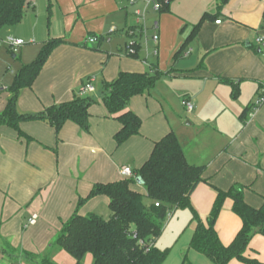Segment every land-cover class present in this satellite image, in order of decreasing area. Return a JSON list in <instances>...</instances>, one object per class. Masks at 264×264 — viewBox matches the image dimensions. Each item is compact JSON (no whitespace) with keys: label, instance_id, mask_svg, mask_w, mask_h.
<instances>
[{"label":"crops","instance_id":"0c3cea01","mask_svg":"<svg viewBox=\"0 0 264 264\" xmlns=\"http://www.w3.org/2000/svg\"><path fill=\"white\" fill-rule=\"evenodd\" d=\"M133 1L130 5L128 0H30L19 24L25 32L18 40L33 47L29 52L21 50L23 64L34 61L48 40L60 39L63 44L50 54L31 88L20 92L17 111L37 114L69 102L80 96L89 79H93L94 92L87 96L95 103L89 109L87 130L66 123L56 134L47 124L25 122L20 130L30 139L26 142L9 128L0 129L2 264L3 256H8L3 252L6 247L12 249V256L18 252L29 264L51 258L63 226L75 212L96 215L99 206L108 208L104 197L89 199L80 208L78 200L85 199L96 184L122 180L119 171L123 167L139 170L154 144L169 132L175 134L189 165L206 166L207 183L199 184L190 197L203 222L216 198L215 189L241 185L247 188L243 197L248 205L258 208L264 202V105L240 119L264 82V46L257 43L258 38L264 39V0H229L225 5L218 0H192L185 12L175 4L170 8L169 3L168 12L154 17L158 36L155 66L143 59L140 48L137 54L128 49L134 42L128 29L141 26L135 17L139 10L131 15V6L152 18L158 13L152 10L154 0ZM205 13L212 18L189 41L193 46L189 58L184 54L189 66L175 64L167 70L180 43L181 24H188L189 37ZM92 37L96 41L87 43ZM120 73L159 74V78L151 90L129 101L128 109L141 120L140 134L117 148L113 138L120 124L107 114L101 98L105 84ZM225 81L238 88L237 98H232ZM7 88L0 93V112L9 97ZM172 94L181 96V105L187 101L193 108L187 128H181L180 118L172 113ZM245 94L248 98L242 99ZM231 208L228 199L215 224L224 246L233 241L242 225ZM32 216L37 219L30 226ZM190 225L189 240L194 231ZM245 256L264 263V237L254 236ZM59 257L64 264H74L63 254ZM229 264L240 263L233 260Z\"/></svg>","mask_w":264,"mask_h":264},{"label":"trees","instance_id":"16d2710c","mask_svg":"<svg viewBox=\"0 0 264 264\" xmlns=\"http://www.w3.org/2000/svg\"><path fill=\"white\" fill-rule=\"evenodd\" d=\"M154 1L157 2L159 13L168 12L171 0ZM218 1L225 5L229 0ZM30 5V0H0V30L19 25ZM210 18L212 15L203 14L176 55L196 37L202 23ZM262 21L264 28V12ZM128 34L134 41L131 48L137 54L140 48L137 41L143 34V28L131 27ZM62 44L60 39L48 40L36 59L15 74L6 89L9 97L0 112V129L9 128L19 140L26 142L30 139L20 130V125L25 122L47 124L56 134L66 123L87 130L89 109L95 103L88 96L74 97L69 102L47 107L37 114H22L16 108L20 92L31 88L50 54ZM158 78L159 74L120 73L115 81L105 84L101 102L107 114L120 124L113 138L117 148L140 134L141 120L128 109L129 101L151 90ZM225 84L231 87L232 98H237L238 88L228 81ZM250 111H253L252 107L245 109L240 119L243 120ZM205 171L206 166H193L186 162L179 141L173 132H169L154 144L149 159L133 172L132 178L96 184L85 199L78 200L77 208H80L89 199L106 198L109 211L107 219L95 214L81 216L75 212L63 226L56 244L74 264H82L89 256L92 264H163L169 251H161L155 247V243L162 234L166 217L172 210H189L191 224L194 225L189 250L202 255L211 264H229L233 260L240 264H264L245 256L253 237H264V202L258 208L248 205L243 197L247 188L241 185H233L225 191L215 189L216 198L203 222L192 208L190 197L199 184L207 183ZM137 187H142L144 191L140 192ZM228 199L232 201V213L242 225L233 241L224 246L218 238L215 224ZM145 200L149 201L148 205ZM40 264L54 263L45 258ZM182 264L190 263L184 258Z\"/></svg>","mask_w":264,"mask_h":264},{"label":"rangeland","instance_id":"374dc122","mask_svg":"<svg viewBox=\"0 0 264 264\" xmlns=\"http://www.w3.org/2000/svg\"><path fill=\"white\" fill-rule=\"evenodd\" d=\"M190 1L192 0H171L170 8L171 6L175 4L176 9H178L181 12H185ZM156 5H157V2L154 1L152 10H154V7ZM132 7L133 6H131V9H130L131 15L136 9L141 11L140 8L133 9ZM159 15L160 13L158 12V13H154L152 18L150 17L145 18L144 16V19L140 21L141 26H143V34L139 41L140 51L143 55V59L153 64L154 66L157 64L156 62L157 60L154 54L155 44L153 43L152 37L157 35L156 30H155L156 28H155L154 17L157 18ZM39 18H42V17L39 16L38 19ZM156 22H157V19H156ZM24 32H25V29L22 28L21 25L20 26L17 25L14 27H6L0 30V93H2L5 88L10 86L9 80L13 77V75L16 74L24 65H27V64H23L22 62L23 59H22L21 50L25 49L26 52H29V50L33 48L31 44L27 41H24L23 42L24 45L18 48L16 53H13L12 51H10L9 46L7 44V42L10 39L18 40L20 38L19 36H22ZM189 32H190V28L188 24L185 25L182 23L181 28L179 29V32H178V38H179L180 43H179L177 50L172 54V57H171L172 64L167 67V70L170 71V69L172 68L174 69L173 65L175 64H178L179 66L180 65L185 66V67L189 66L188 59L184 58V54L185 53L188 54V58H189L190 53H191L190 48L193 49V46H190L187 44L183 48L182 52L176 55V52L181 48V46L185 43L186 39L188 38L187 36ZM191 56L193 57V55ZM148 68H149V65H148ZM248 95L249 94L247 95L245 94L242 99L248 98ZM252 99L253 98H251V101ZM181 100H182L181 96L178 97V94L177 95L172 94L170 97V102H171L170 106L172 109V113H175V115H177L180 118L179 122H180L181 128H187L186 123L187 121H189V117H191L192 115L186 114L184 107L181 105ZM185 130H188V129H185ZM145 204L148 205L149 201L145 200ZM95 213L97 216L103 219H107L108 218L107 215H109L108 208H106L104 205L99 206ZM170 213L171 214L166 217L162 234L155 243V247L160 249L161 251H165V250L169 251L168 257L163 264H182L184 258H186L187 262H189L190 264H209V261L205 257L188 249L189 242H190L189 234H190V228H191L190 211L189 210H172ZM3 252L9 256V257L3 256V260L5 261L4 264H25V263L29 264L27 259L18 257L17 255L18 252L17 253L15 252L14 256H12L14 252L9 247L4 248ZM61 252L62 250L59 247H55L52 251L51 258L49 259L53 262V259L57 258L58 264H64L63 259L59 257L60 254H63V256H67V258L71 260V258L66 253L64 254L63 252L62 253ZM10 256L12 257L10 258ZM0 264H2L1 259H0ZM82 264H92V258L90 256L86 257L85 260L82 262Z\"/></svg>","mask_w":264,"mask_h":264},{"label":"built area","instance_id":"2783aa9c","mask_svg":"<svg viewBox=\"0 0 264 264\" xmlns=\"http://www.w3.org/2000/svg\"><path fill=\"white\" fill-rule=\"evenodd\" d=\"M130 5H133L134 4V1L133 0H128ZM152 1V0H150ZM154 10L155 11H158V5H156L154 7ZM135 17L137 18V22L141 21L144 19V13L142 12H139V11H136L135 12ZM216 24H220V21H217ZM113 31V30H112ZM131 34V32H130ZM152 40H153V43L155 45L158 44V36L155 35L152 37ZM96 41L95 38H89L88 39V43L89 44H93L94 42ZM257 43H259L260 45L264 46V39L262 38H258L257 39ZM8 46H9V49L10 51H12L13 53H16L18 48H20L21 46L24 45V43L21 41V40H13V39H10L8 42H7ZM132 44L130 46H128V49H129V52H133L132 48H131ZM154 54L156 55L157 54V49L156 47L154 48ZM93 79H89L88 82L82 87L81 89V92H80V97H85L87 96L88 94L90 93H93L94 92V87H93ZM182 105L184 106L186 112L188 114H190L193 110L191 104L187 101H183L182 102ZM262 105H264V82L261 84L260 86V89H259V92L257 94V97L252 105V110H256L258 109L259 107H261ZM119 175L121 178H132L133 177V172H131V170L129 168H126V167H123L120 169L119 171ZM156 207L158 205H155ZM36 219L37 217L36 216H32V218L29 220L28 222V225H34L35 222H36Z\"/></svg>","mask_w":264,"mask_h":264},{"label":"water","instance_id":"95a60500","mask_svg":"<svg viewBox=\"0 0 264 264\" xmlns=\"http://www.w3.org/2000/svg\"><path fill=\"white\" fill-rule=\"evenodd\" d=\"M140 185V183H138Z\"/></svg>","mask_w":264,"mask_h":264}]
</instances>
